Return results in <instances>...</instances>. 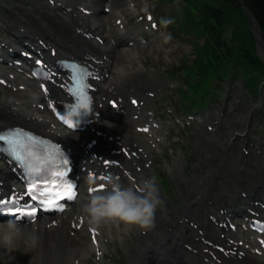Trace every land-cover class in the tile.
<instances>
[{
    "label": "bare ground",
    "instance_id": "6f19581e",
    "mask_svg": "<svg viewBox=\"0 0 264 264\" xmlns=\"http://www.w3.org/2000/svg\"><path fill=\"white\" fill-rule=\"evenodd\" d=\"M115 2L111 3V7H113L115 10L118 9V7L113 4ZM57 28H62L60 24H58ZM53 31V38L54 41H46V43L52 47L54 46H59L61 47L64 51L62 53L74 55V56H82L87 50L81 45L79 37L78 36H69L67 33H61L60 31ZM42 35H49V33L44 32ZM121 44H118L115 48H113L112 53H114L116 50H118V47H120ZM124 52V50H121ZM130 57H134L135 53L133 49H128ZM100 60V58H99ZM123 65V63H122ZM35 90V89H34ZM102 94H106L107 91L101 89ZM36 100V98H35ZM24 113V114H22ZM140 116H143L145 114L140 113ZM120 117V115H118ZM34 114H28L27 112L24 111H18L14 107H10V111H6L4 114L0 115V127L3 125H11V124H22L26 125L28 127L32 128H37L41 129L44 132L52 133L51 130L48 129L46 125H39L38 120L36 119ZM46 123L45 121H42V124ZM123 128L126 127L125 124H121ZM95 131V134H93L94 138L93 139H101L100 143V149L95 155L94 151L96 150V147H91L90 149H87L84 144L85 143V138L81 140V151L83 153V158L87 160V164H89V169L94 168L96 169V174L99 176L100 171L107 172L109 170L108 167H106V161L110 159V157L114 156V151L117 150L118 147L125 148V146H122L120 143H124L127 146H132L131 142V136L130 132H126L124 134H114V126L111 124L107 125H102L98 124L94 127L93 129ZM120 142V143H119ZM129 152L131 155L133 154L130 150ZM138 155V154H137ZM135 155V156H137ZM120 161L117 164L113 165V169L115 171L116 179L114 181H118L120 178H125L126 174L129 171H132V168L134 169H140V164L143 163L142 158H132L131 156H120L117 155ZM6 177L5 175H2L0 171V182H5ZM205 188L199 189L200 193H205L206 192V187L208 186V182L204 185ZM185 205V203L183 204ZM81 208V207H80ZM78 214H84L81 209H78ZM81 216V215H79ZM85 219V218H84ZM41 223V222H38ZM37 222L33 225L35 226ZM49 221H45L41 223V226L39 224L37 230L42 236V239H44L43 242V247L39 249V253L35 256V261L34 264H67L71 263L70 260L76 259V257L72 258L73 256H76L78 252H82L83 254L88 252L86 249V244L79 245L77 240H75L73 237H69L64 230V227L61 226L58 229H53L48 228L46 229L45 227H42L43 225H49ZM89 226V225H88ZM105 228V226H103ZM178 236H182V227L179 228L177 231ZM156 244H151L156 247L161 248L162 250L164 249H170L171 247H174L177 242L174 241V239L171 237V241L168 240L167 238H160L156 239ZM175 253L181 254L183 251L181 249H176L174 250ZM243 251L244 250H239ZM144 255H142V261L146 262V257H148V262L151 261V256H150V250L145 249L142 252ZM246 255L241 258L245 261H247V264H263L264 262H260L258 260H254L252 256L247 255V251H245ZM88 253L84 254L82 257H85ZM137 258L136 257H131V259Z\"/></svg>",
    "mask_w": 264,
    "mask_h": 264
},
{
    "label": "clouds",
    "instance_id": "9594fccd",
    "mask_svg": "<svg viewBox=\"0 0 264 264\" xmlns=\"http://www.w3.org/2000/svg\"><path fill=\"white\" fill-rule=\"evenodd\" d=\"M154 179H145L140 187L124 186L110 179V190L91 195L83 205L82 211L88 225L94 229L122 225L125 228L150 230L161 204ZM41 242L39 231L28 224L13 219L0 223V249L28 253L37 249Z\"/></svg>",
    "mask_w": 264,
    "mask_h": 264
},
{
    "label": "rangeland",
    "instance_id": "374dc122",
    "mask_svg": "<svg viewBox=\"0 0 264 264\" xmlns=\"http://www.w3.org/2000/svg\"><path fill=\"white\" fill-rule=\"evenodd\" d=\"M25 2H26L25 5L22 4V3H16L14 5H12V4H5V5H2V6H3L5 12H8L9 15H11V13H12V14L18 16V17L23 16L24 13H26L27 15H30L31 12L29 13L28 11H32V10H35V9H40V8H42V7L45 6L43 0H25ZM150 5H152V8L155 11L158 12V15H159L160 18L163 17V16H165L167 18V15L168 14L169 15L173 14V11H174L173 10V7H165L166 10L164 8H157L158 7L157 6V0H148V1L146 0V6L147 7H150ZM170 38H172V37H170ZM184 53H185L184 51H179L178 50L176 52V55H175L176 59L177 60H180L182 58V55ZM187 58L191 59L192 56L187 54ZM120 60H121V58H120ZM222 85L224 87V92L226 94L228 92V95L231 96L230 97L231 100L228 103V105H229L230 110H232L233 107H234V103H235L233 97L236 96V95H237V97L243 96L239 92L240 89H241V87H242V84H240L239 86L234 87L233 86V82L229 81L228 79H225V81H224V83ZM8 96H9V92L2 91L0 89V100L5 101V102H9V101L6 100V98ZM10 98H11V95L9 96V99L8 100H10ZM236 101H239V99H236ZM242 107H243V111L244 112H247L248 109H249V107H250V104L249 103H243ZM0 108H3V106L0 105ZM237 122H241V120L240 119H237ZM184 157L185 156H183V159H179V161H176L174 163L176 165H179L180 166L181 163L183 164L185 162L184 163V167L182 169L183 176L186 177V179H189L188 176H187V171H189V169H191L193 167L199 168L201 166V163L199 162V158H197V157H191L189 159L186 158V160H185ZM161 175H162L163 178L169 177L170 180L175 179V175L173 173H170V174L163 173ZM179 178H182V172H181ZM177 191H178V188H175L174 193H173V196L176 197ZM22 254H24V253H22V251H19L16 254V257L13 256L10 259H6V258H8V257H10L12 255V253H10V254H7L6 253L4 255V259H6L5 260V263H7V264H14V261L15 260L22 258Z\"/></svg>",
    "mask_w": 264,
    "mask_h": 264
},
{
    "label": "snow or ice",
    "instance_id": "6c2138e0",
    "mask_svg": "<svg viewBox=\"0 0 264 264\" xmlns=\"http://www.w3.org/2000/svg\"><path fill=\"white\" fill-rule=\"evenodd\" d=\"M69 91H72L70 88ZM135 103V101H134ZM64 123H67V120H64ZM69 127H72L71 124L68 125ZM146 131V130H145ZM6 137L4 135H0V140H5ZM8 143L13 146V149L15 148L16 144L18 143V140L15 138V135L13 133H9L7 135ZM66 164L67 161H64ZM57 177H59L61 180L63 179L64 172L58 171L56 173ZM36 185H31L28 187L26 195L30 196L33 201H37L38 195L39 197H44L43 200L40 201L41 205L44 207V210L48 211L51 208H56L58 211H63V206L59 204L60 200H73L75 199L76 192L74 191L72 185L70 184H62L59 185V190L57 191V185L53 184L51 187L42 186L41 190L39 191L38 195L36 192ZM100 189H92L91 191H98ZM11 203V201H8ZM5 201L3 199H0V205L4 204ZM0 215H9L13 217L15 220L20 221L21 217H27L29 220H34L37 213L35 209H32L30 211H14L9 212L7 214L0 213Z\"/></svg>",
    "mask_w": 264,
    "mask_h": 264
},
{
    "label": "trees",
    "instance_id": "16d2710c",
    "mask_svg": "<svg viewBox=\"0 0 264 264\" xmlns=\"http://www.w3.org/2000/svg\"><path fill=\"white\" fill-rule=\"evenodd\" d=\"M220 3L223 2L224 5L226 6H236L239 3V0H218ZM244 5L253 13L255 18L257 19L262 31L264 32V0H244ZM207 5H205L204 8L201 10L197 11V14L199 13L200 16H205V10H206ZM210 10L213 11L212 8H209ZM214 14V12L212 13ZM191 20L195 19L192 17V15H189ZM214 18L216 20H220V15L218 13H215ZM193 28H197V24L192 22ZM198 34V32H197ZM244 58V56H243ZM254 62L256 63V60L253 59Z\"/></svg>",
    "mask_w": 264,
    "mask_h": 264
}]
</instances>
